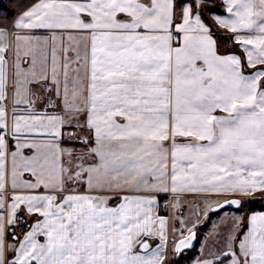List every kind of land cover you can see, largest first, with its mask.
Returning a JSON list of instances; mask_svg holds the SVG:
<instances>
[{
    "label": "snow or ice",
    "instance_id": "snow-or-ice-1",
    "mask_svg": "<svg viewBox=\"0 0 264 264\" xmlns=\"http://www.w3.org/2000/svg\"><path fill=\"white\" fill-rule=\"evenodd\" d=\"M202 2L20 0L0 23V264H168V193L173 219L183 194L236 208L195 264H264V210L240 212L264 200V0H222L224 51ZM170 231L176 257L196 234Z\"/></svg>",
    "mask_w": 264,
    "mask_h": 264
},
{
    "label": "crops",
    "instance_id": "crops-1",
    "mask_svg": "<svg viewBox=\"0 0 264 264\" xmlns=\"http://www.w3.org/2000/svg\"><path fill=\"white\" fill-rule=\"evenodd\" d=\"M20 3V0H10L9 1V6L7 10H0V23H7L9 26L11 25V22L15 19L16 15L24 10V7H26V5L24 6H20L18 7V4ZM203 3H207L210 6H212L211 11L207 10L204 13L202 12V16L205 20V22L212 28L213 33H214V38L217 40L219 46H220V50L224 51L226 48H232L233 47V43L231 40V34L228 33L226 30L220 28L218 25H216L213 16L214 14H224V7L222 4V0H203ZM216 6H218V8L221 9V11H217L213 8H216ZM11 11V12H10ZM209 20H211L212 23L207 21V18ZM235 51L239 52V49L236 48ZM33 91L37 93V97H39L42 92L40 90H38L36 87L33 88ZM77 145H75L74 143H70L65 141V143L62 145V147H72L75 148L77 151H82L84 150V146L82 144L76 143ZM260 194H257V198L259 199ZM226 198H232V197H224V196H220V197H216V196H212L209 198L208 202L211 201H219L222 202L224 199ZM255 199V200H256ZM172 201V194L168 193V194H160L158 196V207H157V212L159 215L161 216H165L168 217V228H169V235H168V250H167V254L165 256V259L167 260V256L169 253V249L172 241V234H171V228L173 226H175L177 229L180 228V223L179 221L181 220L182 215L184 213V208L189 207L190 205H192L191 207L195 208V205H199L202 206V208L204 207V204L206 203V201L200 197V196H196V195H191V194H183L182 195V207L178 208L175 210V219H173V210L170 206V202ZM166 202L169 203V206L166 207ZM114 203V201H113ZM215 206V204H213V207ZM230 208V207H228ZM244 208V207H243ZM236 209V208H234ZM242 212L244 211H261V210H247L246 208L241 210ZM227 215L230 214V212L226 213ZM183 220H185L186 222V226L188 224H191L189 222V220H187V217L183 218ZM187 234V233H186ZM159 241H150V243L152 244V246H155V243H158Z\"/></svg>",
    "mask_w": 264,
    "mask_h": 264
},
{
    "label": "rangeland",
    "instance_id": "rangeland-1",
    "mask_svg": "<svg viewBox=\"0 0 264 264\" xmlns=\"http://www.w3.org/2000/svg\"><path fill=\"white\" fill-rule=\"evenodd\" d=\"M9 1L10 0H0V10H7L9 6ZM209 4L203 3L202 5V12L205 15V12L210 9ZM9 10V9H8ZM11 12V11H10ZM204 208V207H203ZM202 206H200V213H199V220H197V213H196V208L193 207H187L184 208V213L182 215V218L187 217V220L191 224H188L186 227L192 228L193 230L196 231V244H198V250L195 254H191L188 250L183 251L182 254H186L181 258V263L180 264H195V262L201 258V256L205 255L212 247V238L215 237V230L223 231L226 225L231 224V220L226 219L227 216H231L232 214L236 213V209L230 207H225L217 211H209L207 215H204ZM244 208L240 209L241 210ZM210 212H213L211 216H208ZM230 212V214H226ZM180 223V221H179ZM195 225V227H193ZM187 232H185L186 234ZM208 245V247H202L204 245ZM172 245L170 246L169 253L167 256V261L168 264L171 262V260L174 258L171 252ZM189 252V253H188ZM191 254V255H190ZM190 255V257H189Z\"/></svg>",
    "mask_w": 264,
    "mask_h": 264
},
{
    "label": "trees",
    "instance_id": "trees-1",
    "mask_svg": "<svg viewBox=\"0 0 264 264\" xmlns=\"http://www.w3.org/2000/svg\"><path fill=\"white\" fill-rule=\"evenodd\" d=\"M211 8L212 7H210V9ZM213 9H215L217 11H221V9L218 8V6H216V8H213ZM207 21L210 22V23H212L211 20H209L208 18H207ZM74 144L77 145L76 143H74ZM244 208H246L247 210H264V200H262V199H256L251 204H245L244 205ZM212 213L213 212H210L208 216H211ZM197 247H198V244H196L191 250H188V251L191 254H195L197 252V250H198ZM183 255H184V257L186 256V254H180L178 257L177 256L174 257L169 264H180L181 263L180 260H181V258H182ZM190 255H189V257H190Z\"/></svg>",
    "mask_w": 264,
    "mask_h": 264
},
{
    "label": "water",
    "instance_id": "water-1",
    "mask_svg": "<svg viewBox=\"0 0 264 264\" xmlns=\"http://www.w3.org/2000/svg\"><path fill=\"white\" fill-rule=\"evenodd\" d=\"M223 202V201H222ZM221 202V203H222ZM225 207H232V208H235V206H228V205H225L223 208H225ZM213 208H215V206L213 207ZM217 210H220V209H216L215 211H217ZM194 232H195V234H196V231L195 230H193ZM196 238H197V236L195 235V238H194V240L192 241V245H191V247H189L188 249H186V250H191L195 245H196ZM149 243H150V241H149ZM151 244V243H150ZM186 250H184V251H186ZM178 257V256H177Z\"/></svg>",
    "mask_w": 264,
    "mask_h": 264
}]
</instances>
